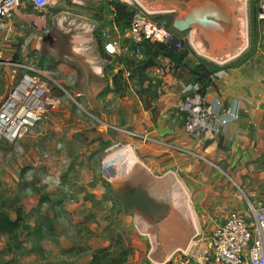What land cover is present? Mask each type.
Instances as JSON below:
<instances>
[{
	"label": "rangeland",
	"instance_id": "rangeland-1",
	"mask_svg": "<svg viewBox=\"0 0 264 264\" xmlns=\"http://www.w3.org/2000/svg\"><path fill=\"white\" fill-rule=\"evenodd\" d=\"M105 1L108 0H62V9L57 15L62 18L63 25L58 26L59 29H52V23H48L49 32L58 37L55 46L57 51L68 48L77 54L79 46H98V31L101 28H110V11ZM146 1L156 8L170 7V10L166 11L176 10L166 13L170 20V32L177 39L185 37L192 53L190 57L200 56L211 61L196 51L190 37L187 39V36L198 33L191 34V30L181 33L173 27L174 19L185 14L191 0ZM251 1L246 0L245 8L247 45L235 58L248 54L252 49ZM240 3L241 0H237V7H240ZM258 21L263 35L257 50L264 52V20ZM237 34H240L238 25ZM200 36L201 45L210 50V41L201 34ZM241 39L236 38L237 41ZM17 40L19 42L15 48L19 59L26 66L31 61L38 60L36 65L41 67L46 75L48 72L49 77L53 79L49 80L52 86L53 107L18 141L11 143L6 138H0V198H4L7 206H10L13 217L17 208L22 209L24 216L21 230L11 235L0 234V264H201L199 258L210 243L209 232L200 230L203 217L195 214L198 231L191 237L192 241L187 250L177 249L163 263L155 261L152 256L154 244L151 236L148 232L145 233V229L142 230V223L137 222V216L140 215L128 214L121 199L111 190L112 180L120 174L128 176L130 171L127 172V168L123 166L113 172L114 175H110L109 164H106L113 152L130 147L135 151L131 158L134 162L137 163L138 159L139 162H151L154 165L152 172L146 167L144 172L149 179L143 181L160 179L172 173L185 188L188 187L187 177L169 167L170 158L167 153L174 151L173 148L143 142L124 130L112 127L118 126L144 133L153 127L150 120L163 118L166 122H175L177 119L172 121L169 116L182 115L180 107H184L185 99L182 89L188 84V71L182 67L175 68L170 61L171 57L163 56L159 58L160 66L150 72L153 84L150 92H141L144 94L141 95L139 91L142 87L136 83V78H133L124 96L107 94L104 90L111 81L106 77L105 68L111 67L112 64L104 62L101 72L103 77L82 71L78 67L79 63L72 64L75 70L74 79H68L59 71V62L55 61L56 59H46L45 53L51 47L49 42L41 41L43 45L40 48L45 52L43 54L37 50V59L29 55L36 52L32 44ZM171 46L174 47L177 58L186 50L184 44L178 46L177 42L175 46ZM144 56L142 54L141 57ZM14 69L13 66L0 64V108L7 98L12 96L23 74L29 71L26 68H18L14 73ZM83 76L90 77V80L83 82ZM41 78L47 82V76L41 75ZM159 79L163 80L162 87H159ZM177 83L182 89H178ZM155 89L161 90L162 93L153 101L151 98L155 96ZM113 120H116V123H112ZM184 134L193 139L186 129ZM159 137L168 144L175 145L167 134ZM196 155L192 157L201 162L196 164V167L203 169L205 163L212 173L221 172ZM227 171L230 173V170ZM228 172L226 173L232 176ZM106 174L112 179L107 178ZM48 175L51 179L47 178ZM55 178H60V186L50 185ZM220 178L229 180L226 175ZM156 185L157 183L152 182V188ZM193 187L196 190V186ZM46 196L49 199L42 201ZM64 197L68 204L63 203ZM194 198L196 199V196ZM244 202L246 208L247 202ZM144 221L149 226L158 228V223L150 222L147 218H144ZM37 224L44 226L41 237L29 234L33 232L29 227Z\"/></svg>",
	"mask_w": 264,
	"mask_h": 264
},
{
	"label": "crops",
	"instance_id": "crops-1",
	"mask_svg": "<svg viewBox=\"0 0 264 264\" xmlns=\"http://www.w3.org/2000/svg\"><path fill=\"white\" fill-rule=\"evenodd\" d=\"M195 1L197 2L195 9L203 7L198 4V1L202 3L204 0ZM215 1L218 2L220 10L224 9L225 5L222 0ZM61 3L62 0L57 3L51 1L46 10L38 11L26 2L16 10L11 20H0V42L6 50V57L11 59L18 57L16 60H20L17 48H15L16 43L19 42L17 39H20L25 44L33 45L36 52L29 53V55L38 59L37 50L44 54L45 51L40 47L43 45L41 41H45L49 42L51 46L45 53L46 59H56L55 61L59 62V71L65 74L68 79H74L75 70L72 64L78 63V67L82 71L96 73L97 77H103L101 72L104 68V62L107 61L99 48L100 45L105 51L103 32L110 31L112 34L122 35L124 40H127L125 34L128 27L124 31L118 27L112 7L109 17L110 28H101L102 34L100 41H97L98 46L85 47L86 49L78 51L77 54L68 48L57 51L55 46H57L58 37L49 32L48 23H52V29H59L63 25L62 18L57 15L62 9ZM221 12L224 13V11ZM196 25L200 26L194 24L190 29L191 34ZM47 34H50L51 38L47 37ZM34 62L39 63L38 60ZM220 66L221 69L213 75V83L208 87L206 97L209 101L220 98L225 103L232 99H239L243 107L250 110L248 114L243 115L239 120L231 121L215 140L206 142H200L194 138L189 139L185 136L182 107H180V112L183 116H179V114L177 117L169 116L172 121L177 119L175 122H166L163 118H158L157 121L150 120L153 127L148 131L155 136L167 134L175 146L184 149V151L174 149L170 154L167 153L170 158L169 167L184 174L185 178L187 177L188 187L186 188L191 206L195 214L203 217L200 230L209 232L210 235L215 227L232 212L248 214V207L245 208L244 201L247 202V205L248 202H253L257 206H264V52L256 50L248 59L241 60L239 57ZM43 67L46 68V66ZM187 75V83H192L190 74ZM81 80L83 82L89 81L90 77L83 76ZM177 87L182 89L178 83ZM145 117L148 118L147 113H145ZM114 122L116 123V120L112 121V123ZM186 150L191 152L188 153ZM192 152H196L198 155ZM192 155L212 164L221 172L212 173L211 169L207 168V164L203 162V169H199L196 164L201 162L193 158ZM143 163L151 172L153 171L154 165L151 162ZM227 170H230V173ZM223 175L228 176L231 182L225 178L221 180L220 177ZM137 182L146 185L145 181L141 179ZM193 185L196 186V190H194ZM66 197H64L63 203L68 204L65 202ZM61 205L63 206V204ZM209 251L210 243L203 255L199 256L201 264H211ZM195 261L197 260L195 259Z\"/></svg>",
	"mask_w": 264,
	"mask_h": 264
},
{
	"label": "built area",
	"instance_id": "built-area-1",
	"mask_svg": "<svg viewBox=\"0 0 264 264\" xmlns=\"http://www.w3.org/2000/svg\"><path fill=\"white\" fill-rule=\"evenodd\" d=\"M51 1L57 3L61 0H0V20H11L16 10L23 3L27 2L35 10L44 11ZM121 1L128 4L134 10V14L125 34L127 40H124L122 35L112 34L110 31L103 32L105 52L110 56L106 60L112 64L110 71L112 69L113 72H117L125 68L121 60L127 56L141 58V44L145 40L164 44L170 43L173 46H175V42L181 46L186 41L185 37L177 39L169 29L170 20L166 13H173L176 10L166 12L148 10L143 0ZM258 19L264 20V0L260 1ZM189 37L191 40V36H187V39L189 40ZM85 47L87 46H79L78 50L83 51L86 49ZM0 64L13 66L15 68L14 73L18 68L29 70L23 74L12 92V96L16 92L21 93L22 99H18L17 106L12 108L10 113H6L11 96L7 98L8 102L6 100L0 108V138H6L7 141L13 143L22 138L30 127L42 119L45 112L53 107L52 86L49 84V80L53 79L49 77L48 72L46 75L34 60L26 66L21 60L6 57V50L1 42ZM41 75L47 76V82L41 78ZM112 76L113 73L109 77L111 82ZM125 76H129L127 70ZM26 79H30L31 83H27ZM199 89L200 85L195 82L188 83L182 89L185 95L184 107H182L186 112L185 129L195 140L200 142L215 140L228 123L239 120L243 115L250 112L247 107H243L239 99H232L228 103L223 102L220 98L209 101L206 94H201ZM37 90H39V95H37ZM20 107L23 108V111L18 115L17 111ZM112 127L124 130L143 142H151L184 151L182 147L168 144L151 133L134 132L118 126ZM47 178L51 179L50 175ZM59 183H61L60 178H55L50 182V185L60 186ZM247 207L248 214L232 212L211 233L210 251L208 252L211 264H264V206H257L253 202H248Z\"/></svg>",
	"mask_w": 264,
	"mask_h": 264
},
{
	"label": "bare ground",
	"instance_id": "bare-ground-1",
	"mask_svg": "<svg viewBox=\"0 0 264 264\" xmlns=\"http://www.w3.org/2000/svg\"><path fill=\"white\" fill-rule=\"evenodd\" d=\"M143 1L148 10H170V7L156 8L148 3V1ZM222 1L225 5L226 13L223 15V24L220 29L194 26L196 32L193 33L198 34H193L194 36H191V42L195 45V49L200 55L219 63H223L225 60L241 54L242 50L247 45L246 0H241L240 7H237V0ZM195 2V0H191L190 7L194 6ZM237 25L240 30L239 35L237 34ZM199 33L210 41V50H206L201 45ZM237 37H241V41H237ZM225 47H228V49L226 50ZM26 82L31 83L30 79H26ZM18 93L20 92H16L13 95L14 97H11L6 109L7 114L12 111V108L17 106L18 100L16 99H22V96ZM37 93V95H39V90H37ZM37 100L39 101L38 98ZM22 111L23 108L20 107L17 114L20 115ZM133 153H135L133 149L126 147L113 152V155L107 159L106 164H109L108 171L110 175H114L115 171L123 166L127 168V172L130 171L128 176L120 174L118 178L114 177L115 179L112 181L123 184L128 180L137 181L140 179H149L148 175L144 172L146 166L142 162H139L138 159L137 163L131 159ZM157 179L158 178H152L149 181H145V183H147L151 193L155 195L157 199L170 205L169 208L172 212L167 218L163 219V221L161 220V222L157 224L158 228L149 226V224L144 221V218L140 216H137L139 220L137 222L142 223L141 226H143V229H141L143 231L146 230L145 233L148 232L151 236L154 244L152 252L154 260L163 263L169 259L177 249L187 250L189 248L192 241L191 237L198 231V227L195 213L191 208L188 190L184 187L182 182L172 173ZM152 182L157 183L153 188ZM144 225L147 227H144Z\"/></svg>",
	"mask_w": 264,
	"mask_h": 264
},
{
	"label": "trees",
	"instance_id": "trees-1",
	"mask_svg": "<svg viewBox=\"0 0 264 264\" xmlns=\"http://www.w3.org/2000/svg\"><path fill=\"white\" fill-rule=\"evenodd\" d=\"M105 5L109 11L110 8L113 7L115 12V21L117 22L118 27L122 31L126 30V28L130 25L134 10L121 0H110L107 1ZM259 6L260 0L251 1L252 49L251 52L244 55L245 58L241 57V60L248 59L251 54L256 52L258 44L260 43L259 41L262 38L263 33L258 21ZM101 34L102 29L98 31V41H100ZM183 44L186 50L177 58L176 54H174V47L171 45L145 40L141 44L142 54L145 55L144 57L136 58L135 56H127L123 58L121 63L124 64L125 68H122L117 72H113L112 69L110 71V67L107 69L105 68L108 81L110 74L113 73L111 78L112 82L107 85L106 89L104 90L105 93L120 94L124 96L127 88L129 87V82L133 78H136V83L142 87V90L139 91L141 95H144L141 92H150L153 88L150 72L160 66V57L167 56L171 57L170 61L175 65V68L182 67L188 71L191 77L190 80L192 82L198 83L200 85L199 92L205 95L207 93L208 87L213 83V75L221 69V66L200 56H194V58L190 57L191 52L188 43L185 41ZM99 48L103 57L109 59L110 56L105 53L100 45ZM16 59H18V57H15L14 60ZM126 70L129 72L128 77L125 76ZM158 82V84L161 83V86L159 87H162L163 80L159 79ZM154 92L155 96L151 98L153 101L159 97L162 91L155 89ZM181 112L184 114L185 123L186 112L184 110ZM48 199L49 198L46 196L42 198V201L45 202ZM11 211L12 210L10 209V206H7L4 198H0V234L5 233L11 235L22 229V223L24 221L22 209L17 208L14 210L15 217H13ZM29 228L33 230V232H29V234L32 236L41 237L42 233L44 232V226L42 224H37L34 227L30 226ZM27 241L30 244L29 239H27ZM15 244L18 243L15 242ZM94 257L96 258L97 256Z\"/></svg>",
	"mask_w": 264,
	"mask_h": 264
},
{
	"label": "water",
	"instance_id": "water-1",
	"mask_svg": "<svg viewBox=\"0 0 264 264\" xmlns=\"http://www.w3.org/2000/svg\"><path fill=\"white\" fill-rule=\"evenodd\" d=\"M196 4L197 2L195 5ZM198 4H201L203 7L195 9L197 6L194 5L190 7L188 5L185 14L177 16L174 19L173 27L177 32L182 33L189 31L194 24H199L200 26L206 28L220 29L223 24V15L226 13L225 7L220 10L218 2L215 0H204L202 3L198 1ZM221 11H224V13ZM47 37L51 38L50 34H47ZM235 57L227 59L223 63L230 61ZM106 177L109 178L110 175L106 174ZM111 184L112 192L121 199L125 210L129 214L140 215L141 217L147 218L150 222L154 223H160L161 220L163 221V219L167 218L168 215L171 214V209L168 206L169 204L160 201L153 194H151L147 185L132 180H128L123 184L112 181Z\"/></svg>",
	"mask_w": 264,
	"mask_h": 264
}]
</instances>
